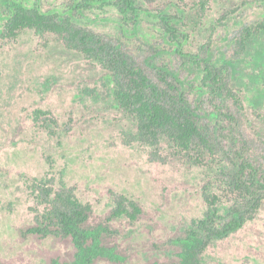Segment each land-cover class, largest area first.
Returning <instances> with one entry per match:
<instances>
[{"label": "rangeland", "instance_id": "obj_1", "mask_svg": "<svg viewBox=\"0 0 264 264\" xmlns=\"http://www.w3.org/2000/svg\"><path fill=\"white\" fill-rule=\"evenodd\" d=\"M18 1H37L42 10H54L68 0ZM198 1L139 3L152 13L165 9L176 15V25L187 35L183 50L194 53L208 45L212 63L227 69L240 99V104L222 103L235 117L232 126L216 118L201 88V71L168 53L171 48L162 41L156 18L143 16L136 35L122 31L119 16L110 8L84 14L83 24L121 41L140 65L149 57L145 44L165 47L164 56L152 61L167 64L184 84L201 127L214 133L222 151L230 147L215 132L235 127L247 142L248 158L264 172V29L235 57L242 30L264 23V0H207L202 12ZM37 111L44 114L37 118ZM135 134L136 121L117 105L108 71L66 49L53 35L27 30L14 41H0V264L70 263L74 258L69 238L22 233L43 210L31 191L42 179L52 180L55 189L63 182L82 204H89L88 226L104 227L102 244L123 258H101L94 264L175 262V240L207 211L203 189L208 184L216 192L218 168L184 163L167 139L152 148L138 142ZM120 197L139 207L135 221L108 220ZM226 207L220 206V213ZM200 264H264V207L226 239L212 241Z\"/></svg>", "mask_w": 264, "mask_h": 264}, {"label": "trees", "instance_id": "obj_2", "mask_svg": "<svg viewBox=\"0 0 264 264\" xmlns=\"http://www.w3.org/2000/svg\"><path fill=\"white\" fill-rule=\"evenodd\" d=\"M197 6L202 12L208 1L199 0ZM109 8L116 11L124 33L131 30L136 35L143 16L156 18L162 41L171 48L168 53L201 71V88L213 105L216 118H221L228 126L235 123V117L222 105L228 100L240 104L239 96L230 86L227 69L212 63L208 45L194 53L184 51L187 35L176 25V15L165 9L152 13L144 9L139 0H68L61 8L42 10L37 1L26 5L18 0H0V41H14L27 30L37 35L56 36L66 49L81 54L85 60L110 73L114 99L119 108L136 121L138 142L156 148L160 139L165 138L182 162L200 168H218L213 183L216 192H212L208 184L203 189L207 211L175 240L179 248L177 260L169 263L200 264V256L212 241L226 239L252 221L264 207V172L248 158L247 142L234 132L235 127H219L215 132L229 145L227 151L221 150L219 141L217 143L212 136L214 133L201 127L184 84L167 64L152 61L164 56L165 47L160 49L144 43L149 57L140 65L122 49L121 41L96 33L83 24L84 14ZM263 29L264 23H261L242 30L236 42V58L245 50L247 41ZM36 114L39 118L44 113L37 111ZM31 191L43 210L36 213L33 225L24 229L23 235L41 239L69 238L75 250L72 262L53 261L52 264H94L101 258L111 262L123 260L114 249L102 244V236L107 233L104 227L88 226L91 206L82 204L63 182L55 189L52 180L42 179L33 183ZM222 205L227 206L224 213L219 211ZM140 212L135 203L120 197L108 220L125 217L133 222Z\"/></svg>", "mask_w": 264, "mask_h": 264}]
</instances>
